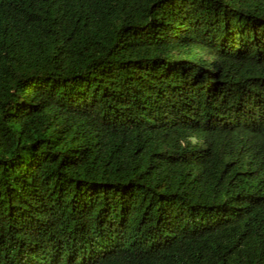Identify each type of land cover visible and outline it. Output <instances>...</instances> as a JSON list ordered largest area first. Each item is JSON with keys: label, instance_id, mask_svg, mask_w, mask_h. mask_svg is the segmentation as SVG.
<instances>
[{"label": "trees", "instance_id": "obj_1", "mask_svg": "<svg viewBox=\"0 0 264 264\" xmlns=\"http://www.w3.org/2000/svg\"><path fill=\"white\" fill-rule=\"evenodd\" d=\"M0 264H264V0H0Z\"/></svg>", "mask_w": 264, "mask_h": 264}]
</instances>
